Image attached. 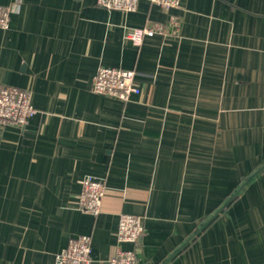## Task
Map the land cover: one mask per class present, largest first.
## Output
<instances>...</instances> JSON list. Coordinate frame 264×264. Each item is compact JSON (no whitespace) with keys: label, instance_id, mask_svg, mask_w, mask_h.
Masks as SVG:
<instances>
[{"label":"crops","instance_id":"1","mask_svg":"<svg viewBox=\"0 0 264 264\" xmlns=\"http://www.w3.org/2000/svg\"><path fill=\"white\" fill-rule=\"evenodd\" d=\"M0 5L14 8L0 83L28 90L37 109L0 129V264H54L83 234L90 264H108L123 213L143 220L141 238L121 244L136 264H264V0ZM171 15L177 35L127 37L169 30ZM99 66L134 70L140 93H94ZM86 176L106 185L96 216L78 207Z\"/></svg>","mask_w":264,"mask_h":264},{"label":"built area","instance_id":"2","mask_svg":"<svg viewBox=\"0 0 264 264\" xmlns=\"http://www.w3.org/2000/svg\"><path fill=\"white\" fill-rule=\"evenodd\" d=\"M78 1V0H77ZM140 0H95V4L107 10L133 12ZM163 9L178 8L181 0H146ZM13 6L0 5V28H9ZM170 29L161 23L132 28L127 37L135 46H139L144 37L160 35L163 39L179 33V19L169 17ZM91 90L96 94L116 98L127 102L140 93L135 82V71L119 67L99 66L91 80ZM37 113L31 103L30 92L24 88L0 83V129L8 125L24 127L28 120ZM106 193L103 180L86 176L81 181L78 195V207L82 212L98 215L102 199ZM144 233L142 217L134 214H120L115 239V253L108 259V264H136L137 257L133 249H123L122 243H136ZM91 238L83 234L69 238L67 244L55 254L54 264H90Z\"/></svg>","mask_w":264,"mask_h":264},{"label":"trees","instance_id":"3","mask_svg":"<svg viewBox=\"0 0 264 264\" xmlns=\"http://www.w3.org/2000/svg\"><path fill=\"white\" fill-rule=\"evenodd\" d=\"M263 168H264V166H263L261 169H263ZM236 196H237V193H235V194L229 199V201L226 203V205H227L230 201H232V199H234ZM217 214H218V213L214 214V215L209 219V221L212 220V219H214V218L217 216ZM209 221L207 222V224L209 223ZM204 226H205V225H204ZM204 226H203V227H204Z\"/></svg>","mask_w":264,"mask_h":264}]
</instances>
